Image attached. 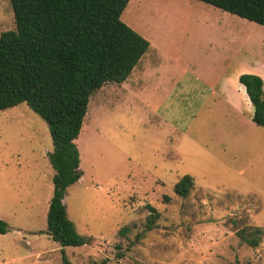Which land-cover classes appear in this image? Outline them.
Masks as SVG:
<instances>
[{"label": "rangeland", "instance_id": "1", "mask_svg": "<svg viewBox=\"0 0 264 264\" xmlns=\"http://www.w3.org/2000/svg\"><path fill=\"white\" fill-rule=\"evenodd\" d=\"M120 19L149 48L124 85L90 96L82 177L63 200L83 245L61 248L46 233V122L25 103L0 111V264H62V249L72 264H264V232L257 248L236 236L264 229V128L243 137L236 127L221 145L219 117L197 115L195 100L241 61L264 65V27L197 0H129ZM14 29L0 0V34ZM184 175L193 188L182 198L173 187ZM148 207L159 218L146 231Z\"/></svg>", "mask_w": 264, "mask_h": 264}, {"label": "trees", "instance_id": "2", "mask_svg": "<svg viewBox=\"0 0 264 264\" xmlns=\"http://www.w3.org/2000/svg\"><path fill=\"white\" fill-rule=\"evenodd\" d=\"M264 27V0H197ZM129 0H10L15 29L0 34V111L25 103L47 124L54 170L46 215V233L61 248L83 245L67 218L66 190L82 177L75 140L91 94L106 83L122 84L149 48L146 39L120 19ZM253 107L252 123L264 128L263 81L241 74ZM193 179L182 176L173 187L185 198ZM167 199V197H164ZM146 231L159 214L148 207ZM7 225L0 220V234ZM264 229L244 227L236 236L257 248ZM137 240L139 236L136 237ZM62 264H72L64 250Z\"/></svg>", "mask_w": 264, "mask_h": 264}, {"label": "crops", "instance_id": "3", "mask_svg": "<svg viewBox=\"0 0 264 264\" xmlns=\"http://www.w3.org/2000/svg\"><path fill=\"white\" fill-rule=\"evenodd\" d=\"M251 61L252 60H243L239 63L240 66L244 63L251 66L252 68L249 72L235 73L234 71L239 66L238 65L230 75L222 77L215 87L208 89L204 93L200 92L199 94H196L195 100L198 102L196 114L198 115V112L201 109H205V114L209 113L207 116L212 115L213 112L215 115L212 116L219 117V128H222L223 132L220 131L222 139H217V141L221 145H233L232 133L236 127L240 129V133L243 137L244 133L247 135L248 131L255 129L256 127L251 121L253 107L248 100L244 87L238 82L239 75L244 73L253 74L262 79L264 87V65L260 62H256V64L252 65L250 64ZM257 63L261 66H256ZM238 69L244 70V68ZM129 79L130 78L128 77L125 83ZM125 83L123 82L119 85H124ZM169 91V85H167L165 88L166 94L169 93ZM194 116L196 115L194 114ZM197 124V127L202 128L204 127V124H206V121H199Z\"/></svg>", "mask_w": 264, "mask_h": 264}, {"label": "bare ground", "instance_id": "4", "mask_svg": "<svg viewBox=\"0 0 264 264\" xmlns=\"http://www.w3.org/2000/svg\"><path fill=\"white\" fill-rule=\"evenodd\" d=\"M82 131H83V127H82V130H81V133H82ZM83 139H84V137L82 136V134H80L79 138L75 142L77 147L78 146L82 147L81 143L83 142Z\"/></svg>", "mask_w": 264, "mask_h": 264}]
</instances>
